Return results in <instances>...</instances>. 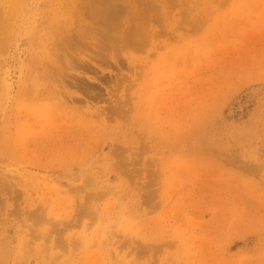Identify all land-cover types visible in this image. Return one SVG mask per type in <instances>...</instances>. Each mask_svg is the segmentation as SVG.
<instances>
[{"label":"rangeland","instance_id":"1","mask_svg":"<svg viewBox=\"0 0 264 264\" xmlns=\"http://www.w3.org/2000/svg\"><path fill=\"white\" fill-rule=\"evenodd\" d=\"M0 264H264V0H0Z\"/></svg>","mask_w":264,"mask_h":264}]
</instances>
